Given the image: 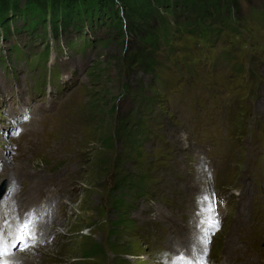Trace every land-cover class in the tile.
Wrapping results in <instances>:
<instances>
[{"label":"rangeland","instance_id":"1","mask_svg":"<svg viewBox=\"0 0 264 264\" xmlns=\"http://www.w3.org/2000/svg\"><path fill=\"white\" fill-rule=\"evenodd\" d=\"M66 1L0 0V189L21 175L15 194H62L61 234L35 262L264 264V0L240 3L225 26L151 4L166 41L149 71L133 64L140 23L63 25ZM53 71L66 82L37 96ZM26 98L53 114L22 132L7 115Z\"/></svg>","mask_w":264,"mask_h":264},{"label":"trees","instance_id":"2","mask_svg":"<svg viewBox=\"0 0 264 264\" xmlns=\"http://www.w3.org/2000/svg\"><path fill=\"white\" fill-rule=\"evenodd\" d=\"M245 1L247 0H139L138 4L134 3L133 0H68L63 6V10L58 14L59 16H63V25L75 24V20L78 25H83L86 22L89 26L95 23L102 24L103 18L105 21L108 20L111 21L112 24H117V28H119L121 32L126 27V21L124 20V22H121V16L125 15V17L133 23H140V27L138 26L139 28H136L137 30H132L133 28L131 27L129 28V31L137 37L140 48L144 50V54L143 51L140 50L141 54H143L141 56L142 61H137V63L134 61L135 63L133 64H139L145 71H149V69H151V55L154 54L159 47H155V43H160V38L163 39L164 42L166 41L165 27L160 24L158 28H153V26H150L148 23L151 15H153L152 13L155 12L156 15L158 13L151 4L157 8H163L165 11L171 12L172 14H175L177 10L193 11L200 18L203 17L211 20V24L215 23V20L220 19L223 26H225V22L227 21L226 14L228 13L229 15L231 10L233 12L238 11L240 3H244ZM26 16L27 15H25V17ZM29 18H31L29 20V26L32 30L39 24L41 14L36 12V9H33V13H31ZM134 20H136V22ZM52 24L54 30L51 31L49 35L51 34L54 36L57 35L58 26L56 22H52ZM178 26L180 27V25ZM0 28L5 33L9 31L8 24L4 22L2 16H0ZM43 28H46V26L43 25ZM140 30L143 32H141L142 34L139 36L138 33ZM40 59L41 55L38 56L36 60L38 61ZM45 61H47V59ZM122 130L124 131L121 132V136L123 137L126 128ZM126 138L128 137L126 136ZM127 185L124 189H130V185ZM130 190L132 191V189ZM119 202H121V199L118 203Z\"/></svg>","mask_w":264,"mask_h":264},{"label":"bare ground","instance_id":"3","mask_svg":"<svg viewBox=\"0 0 264 264\" xmlns=\"http://www.w3.org/2000/svg\"><path fill=\"white\" fill-rule=\"evenodd\" d=\"M2 127L3 126L0 125V128ZM19 135L24 136L25 134L21 133ZM2 136L5 137L4 135ZM1 152L5 153L6 149H2ZM21 157L24 158L25 155H14L13 159H19ZM0 161L5 163L8 159L5 158ZM16 170L17 169H15V171ZM15 171L13 170L12 174H15ZM22 177L23 176L20 175L18 178L10 180L12 184L11 190L9 181V183H7V188L4 186L2 190V194L5 193L7 195L10 193V196L8 199L5 198L6 195L3 198L1 196L2 199L0 200V247L7 249V251L11 253L4 258L8 264H18L20 262H22V264H38L37 261L35 262L36 258L34 257L36 256H33L30 253H41L40 255L42 257V255H45V249H49V247L52 246L54 242L53 236H59V234H61L60 230L54 227L55 224H59L60 221L54 216L55 213L52 212V206L56 205V202L60 199L62 194H59L56 189L46 190L45 192L40 193L37 197L34 196L36 199L31 201L30 195L32 191L29 188H25L26 186L24 185L20 194H15L16 190H18V187L16 186L19 184L18 182L21 181ZM27 186H29V184ZM28 198L29 201H27ZM34 206H37V210ZM41 214H43L42 218L40 217ZM42 243L44 244L42 245ZM202 247L196 250V253H198L197 257H202V254H204ZM23 248H26L27 250L22 251L21 249ZM14 249L17 251L16 253L12 252ZM48 258L51 262V259H54V256Z\"/></svg>","mask_w":264,"mask_h":264},{"label":"snow or ice","instance_id":"4","mask_svg":"<svg viewBox=\"0 0 264 264\" xmlns=\"http://www.w3.org/2000/svg\"><path fill=\"white\" fill-rule=\"evenodd\" d=\"M27 250L26 248L21 249ZM10 253L7 251V249L0 247V264H8V262L4 259L6 256H9Z\"/></svg>","mask_w":264,"mask_h":264}]
</instances>
